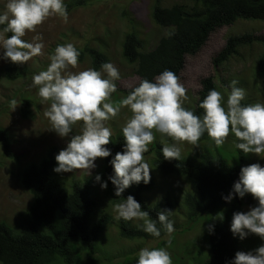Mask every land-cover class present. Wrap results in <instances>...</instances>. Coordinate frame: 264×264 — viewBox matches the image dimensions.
<instances>
[{
  "label": "clouds",
  "instance_id": "clouds-1",
  "mask_svg": "<svg viewBox=\"0 0 264 264\" xmlns=\"http://www.w3.org/2000/svg\"><path fill=\"white\" fill-rule=\"evenodd\" d=\"M66 7L64 0H4L0 11V60L22 65L41 55L44 45L40 37L34 36L33 42L23 37L26 32H36L50 17L66 20ZM79 56V50L72 43L56 45L48 54L46 68L32 75L29 85L36 89L39 103L49 105L43 112L50 125L48 128L59 137L68 138L65 147L54 157L53 172L83 170L91 175L96 159L111 154L106 145L113 133L107 122L125 107L131 115L120 129L124 141L122 151L111 155L108 161L112 173L107 180L114 186L116 197L131 185L149 183L150 167L144 153L154 140V132L172 141L160 149L166 160H179L180 145L186 142L197 146L205 133L217 147L223 145L231 133L238 155L251 153L264 158V103H242L246 90L236 86V79L229 82L226 98L215 89L208 90L197 105L203 110L201 115L194 114L192 107H185L190 104L187 89L167 69L151 80H139L114 105L110 96L116 91L115 82L120 79L117 68L111 62H104L99 69L73 71ZM16 106L15 100L9 102L11 110ZM77 128L79 131L72 134ZM94 181L101 189L107 187L99 173L95 174ZM246 194H251L256 203L247 211L233 212L229 231L240 240L255 235L261 243L248 251H236L226 264H264V166L260 163L241 166L238 179L222 199L230 202L233 195L243 198ZM111 212L113 220L131 221L153 238H159L162 230L166 235L174 231L168 209L157 212L153 220L132 195L113 203ZM207 231L211 234L213 225H207ZM135 264H172V261L165 247L145 246L138 250Z\"/></svg>",
  "mask_w": 264,
  "mask_h": 264
},
{
  "label": "trees",
  "instance_id": "trees-1",
  "mask_svg": "<svg viewBox=\"0 0 264 264\" xmlns=\"http://www.w3.org/2000/svg\"><path fill=\"white\" fill-rule=\"evenodd\" d=\"M83 4L84 0H72L66 3V9ZM151 16L156 25L167 29L166 33L155 45L149 46L148 41L142 37L141 30L134 24V18H130L132 26L124 35L122 56L128 63L135 65V72L140 80H151L165 69L179 78L186 56L195 55L216 29L240 20L264 21V0H188L171 5L164 4V0H154ZM256 43L263 47L255 67L264 86V33L243 32L228 36L224 47L213 57L212 63L216 68H221L239 57L242 48ZM77 49L80 52L78 61L88 58L93 69H99L102 63L109 62L108 56L98 48L85 45ZM2 72L7 80L17 79L21 75L18 65L13 63L5 66ZM216 80L211 75L201 80L202 88L195 104L191 106L194 114H202L203 110L197 105L209 89H218ZM30 106L31 100L23 98L22 117L32 116ZM205 138H208L206 133L200 139ZM123 143L119 131L106 145L111 149L110 156L101 158L102 175L109 194L118 201L132 195L153 220L157 212L168 209V218L171 219L173 201L170 198L151 204L145 197V193L157 185L152 176L147 185H131L120 197L114 196V186L107 180L112 173L108 161L111 155L122 151ZM0 145L5 156L16 157L9 133L2 126ZM163 145L155 141L148 146L144 156L152 155L151 164L159 174L165 177L183 176L190 181L194 192L186 193L183 198L188 218L194 220L219 210L226 203L222 196L228 194L233 182L238 179L240 167L246 166V156L238 155L236 150L238 156L235 155V160L230 161L220 150L204 149L197 151L193 157L181 156L179 160H166L160 152ZM57 153V147L52 146L40 161L32 162L20 170V183L31 194L32 201L27 215L15 227L0 221V264H82L83 260L85 264L97 263L95 254L98 252L100 238L114 220L108 212L98 214V201L93 195L89 180H73L66 186L60 174L52 171ZM243 202L248 206L256 203L251 194H246L243 198L233 195L229 207L209 223L213 225V232L208 234V256L201 260L203 262L194 264H226L236 251H242L237 238L229 231V225L233 212L242 211ZM220 216L223 217L222 220L219 219ZM117 225L120 235L126 239L153 238L137 229L130 221L120 220ZM157 227H160L158 222ZM164 234L162 230L160 237ZM136 259L137 255L128 257L124 264H135Z\"/></svg>",
  "mask_w": 264,
  "mask_h": 264
},
{
  "label": "rangeland",
  "instance_id": "rangeland-1",
  "mask_svg": "<svg viewBox=\"0 0 264 264\" xmlns=\"http://www.w3.org/2000/svg\"><path fill=\"white\" fill-rule=\"evenodd\" d=\"M72 0H64L65 4ZM188 0H164V4L171 5L175 2ZM154 0H84V4L67 10V19L50 17L38 26L36 32H26L23 37L28 42H33L34 36H39L44 47L42 54L33 57L28 62L18 65L21 75L14 80H7L3 75L5 66L11 64L0 60V126L9 133L15 158L4 155L0 145V221H5L11 227H15L20 219L27 215L32 197L20 183L19 172L32 162L40 161L47 154L50 147H57L58 152L65 147L67 137L61 138L50 130L47 118L43 112L48 108V103L40 104L36 96V89L30 88L32 75L46 68L48 54L58 44L72 43L74 47L82 48L89 45L104 52L118 70L120 79L116 81V91L111 94L110 102L119 103L121 97L126 96L127 90L134 87L140 80L135 72V65L128 63L122 56V41L127 31L131 29L130 18H134V24L141 30L149 46L155 45L158 39L167 31L156 25L151 16ZM4 0H0V11L3 10ZM252 32L264 33V21L240 20L235 24L223 26L212 32L206 43L195 55H188L185 65L180 72L179 81L186 87L191 107L198 98V92L202 88L201 80L208 76H214L217 80V91L226 98L230 91L228 84L231 80L238 81L237 87L246 90L245 100L248 103H264V86L257 74L255 62L263 50L261 44L256 43L241 49V55L230 60L221 68H216L212 63L213 57L224 47L227 37L233 34ZM93 68L88 58L78 61L77 68L73 71ZM23 98L31 100V117L24 118L21 115V102ZM15 100L17 106L11 110L9 102ZM127 108H121L117 116L107 122L113 135L118 133L130 117ZM74 129L72 134L78 132ZM154 140L163 144H171L170 138L162 137L159 133H153ZM234 137L229 133L225 143L217 147L211 139L205 138L198 141L197 146L186 142L180 145L181 156L193 157L197 151L208 149L220 150L234 161L237 153L233 146ZM149 145V146H150ZM150 167V176L156 180V187L145 193L146 199L155 204L163 202L166 198L173 201L172 217L174 231L170 235L164 234L152 239H126L119 233L117 221L108 225L98 244V252L95 254L96 264H124L128 257L137 255L140 248L165 247L172 264H194L203 262L208 256V231L207 225L218 214L229 207L226 202L219 210L199 216L190 220L186 213L183 198L186 193L194 192L190 181L178 175L163 176L156 172L151 164L152 155L144 156ZM246 165L260 163L264 166V158L249 153L246 156ZM96 168L91 170V175H86L83 170H74L72 173H59L66 186L71 181H90L93 195L98 201V214L108 212L112 216L111 206L120 202L108 192V188L101 189L98 182L94 181L95 174L99 173L101 180L103 161L97 158ZM130 187V186H129ZM128 187V188H129ZM127 188V189H128ZM180 204V205H178ZM243 207V208H242ZM241 209L247 211L249 206L243 202ZM222 209V210H221ZM131 222V221H130ZM132 225H134L131 222ZM202 229V231H201ZM242 251H248L258 246L261 241L255 235H249L245 239L237 238ZM82 264H85L83 260Z\"/></svg>",
  "mask_w": 264,
  "mask_h": 264
}]
</instances>
